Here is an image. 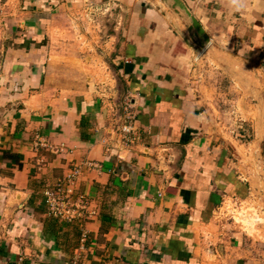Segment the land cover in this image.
<instances>
[{
    "label": "crops",
    "instance_id": "0c3cea01",
    "mask_svg": "<svg viewBox=\"0 0 264 264\" xmlns=\"http://www.w3.org/2000/svg\"><path fill=\"white\" fill-rule=\"evenodd\" d=\"M183 1L210 39L198 54L155 0H0V264H211L229 244L208 235L220 198L246 194L235 149L249 134L239 121L264 112V0ZM113 5L126 8L111 32L95 10ZM77 17L89 32H61ZM121 88L129 144L114 131ZM74 168L95 213L69 223L43 192Z\"/></svg>",
    "mask_w": 264,
    "mask_h": 264
},
{
    "label": "rangeland",
    "instance_id": "374dc122",
    "mask_svg": "<svg viewBox=\"0 0 264 264\" xmlns=\"http://www.w3.org/2000/svg\"><path fill=\"white\" fill-rule=\"evenodd\" d=\"M155 1H158L159 3L161 2L160 0ZM163 6L166 7L164 4ZM124 7L126 8V6L113 5V7H111V10L107 9V11H104L105 7L98 11L95 10V12H98L100 14L101 28L103 23L107 30L111 32H114V30H118V26H121L123 23L122 13L124 12ZM93 9L95 8L93 7ZM74 21L75 23L80 24L82 22L83 26L80 27L79 24V27H77V25L73 23ZM74 21H71L70 24H67L65 21H59L58 23L59 28H61V32H64L65 34H74L75 28L77 30L80 28L84 30L88 29L89 32V27H91L90 25H92V23L78 17L75 18ZM66 40H70L71 43H76L77 41V39L73 38ZM84 42H86V39L78 43L82 45ZM94 72L97 76L99 74V78L103 81H106V79L111 76V72L109 71V69L103 68V66L99 71L95 69ZM213 80H218L217 83H219L221 79H218V77H214ZM217 86L218 89L220 87L221 90H219V92L222 94L230 92V88L228 89L227 86L223 83ZM65 87H68L69 90H77V88H81V86L71 85ZM123 95L124 93L121 88V92L117 93V96L114 100V104L117 108L115 114L117 119L118 115L122 112L121 104L125 97ZM129 96L130 95H126V97ZM255 103L256 102H253V104ZM225 104L227 103L225 102ZM258 118L259 119L257 120H255L254 118L248 119V121H245L243 123L242 121H239L240 124H243L245 126V132H247V134L249 133L248 135H246L245 133V136L240 137L241 142L237 144L238 148L236 147L237 149H235L236 158L239 161V164L237 165H239L241 171L243 172L241 176L243 177V180L247 185L245 191L246 194L243 197L224 195L216 204L212 213L211 224V227L215 230V232L209 234L208 239H214L215 233L218 234V231H220L221 233L219 234V238H221V240L227 241V243L229 244L222 242V251L218 252L220 256H218L215 260H210L211 264H235L236 260H239L238 264H264V140L262 141L261 138L259 142H252L253 137L248 130V128H256L257 131L260 130V133L263 132L264 112L263 114L261 113ZM225 120L227 121L226 123L228 127L229 125H232L231 119L226 118ZM233 124L235 123L233 122ZM77 220L78 219H76V221ZM232 232L241 233L240 248L232 247V245L230 244V236Z\"/></svg>",
    "mask_w": 264,
    "mask_h": 264
},
{
    "label": "built area",
    "instance_id": "2783aa9c",
    "mask_svg": "<svg viewBox=\"0 0 264 264\" xmlns=\"http://www.w3.org/2000/svg\"><path fill=\"white\" fill-rule=\"evenodd\" d=\"M122 112L118 115L114 131L120 134L125 144L133 143L136 133L135 113L132 111L130 96L124 97L121 104ZM78 168H74L67 175L58 178L50 187L44 189L47 214L58 220L71 222L76 219L87 220L95 213L90 200L82 194L75 195L73 183ZM88 236L82 232L79 239V246L85 249ZM65 264H78L77 258L64 262ZM109 264H123L111 262Z\"/></svg>",
    "mask_w": 264,
    "mask_h": 264
},
{
    "label": "water",
    "instance_id": "95a60500",
    "mask_svg": "<svg viewBox=\"0 0 264 264\" xmlns=\"http://www.w3.org/2000/svg\"><path fill=\"white\" fill-rule=\"evenodd\" d=\"M173 14L181 18L187 27V35H183L186 44L196 54L202 52L210 43V39L196 16L190 11L183 0H160Z\"/></svg>",
    "mask_w": 264,
    "mask_h": 264
}]
</instances>
